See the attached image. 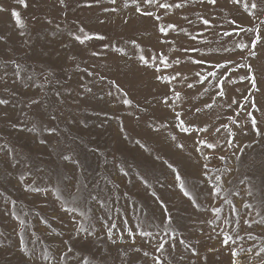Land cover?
<instances>
[{
    "label": "rangeland",
    "instance_id": "rangeland-1",
    "mask_svg": "<svg viewBox=\"0 0 264 264\" xmlns=\"http://www.w3.org/2000/svg\"><path fill=\"white\" fill-rule=\"evenodd\" d=\"M25 4L0 0V264H264V0Z\"/></svg>",
    "mask_w": 264,
    "mask_h": 264
},
{
    "label": "snow or ice",
    "instance_id": "snow-or-ice-1",
    "mask_svg": "<svg viewBox=\"0 0 264 264\" xmlns=\"http://www.w3.org/2000/svg\"><path fill=\"white\" fill-rule=\"evenodd\" d=\"M64 2H65V0H60V3H61V4H64ZM97 2H99V0H97ZM132 2H133V3H136L137 0H132ZM144 2H145V3H148V4H152V3H156L157 0H144ZM210 2H211V3H215V0H210ZM19 3H21V4H25V0H19ZM112 3H115V0H112ZM25 6H26V4H25ZM126 6H127V0H126ZM172 6H173V5H169V4H166V3L160 5V7H163V8H169V7H172ZM175 7H182V5H181V4H176ZM251 7L255 8V7H257V5H256L255 3H252V4H251ZM0 10H2V9H0ZM137 11H140L139 7H137ZM145 14H146V15H152V13H150V12H149V13H145ZM13 15H14V16L16 17V19L19 21V19H20L19 13L14 11V12H13ZM157 19H159V17H157ZM204 23H205V24H208L209 21H208V20H204ZM160 31H165V29H164V28H160ZM77 39H80V37H77ZM81 42H83V41H81ZM253 43H255V42H253ZM241 47H248V46H247V45H241ZM252 54L254 55L255 53H252ZM142 59H143V58H142ZM145 62H147V61H145ZM197 62L200 63V61H197ZM216 66H217V67H223V65H219V64H217ZM17 67H19V65H17ZM197 75L199 76V73H197ZM214 75H216L215 72H211V71H210V72L208 73V76H214ZM156 79L161 80V79H163V77H162V76H157ZM254 83H255V81L253 80V85H254ZM189 87H191V85H189ZM89 91H90V89H89ZM173 94H174V95H177V96L179 97V93L174 92ZM219 94H220V95H223L222 92L219 93ZM0 103H6V101L0 100ZM34 103H35V101H34ZM125 103L131 104L132 101H131V100H126ZM253 123H255V121H253ZM180 127L182 128L183 131H187V128L184 127V123H183V121H181ZM33 131H36V129H33ZM49 131H55V129H49ZM216 131L218 132L219 129H217ZM200 143H201V144H204V143H206V142H205L204 140H201ZM181 147H183V146L181 145ZM207 147H209V148H213V147H215V145L209 143V144H207ZM63 158H64L65 160H72V157H71V156H64ZM221 159H223V157H221ZM73 163H78V161H73ZM205 175H206V173H205ZM23 179H24V177L21 176V180H23ZM145 183H147V181H145ZM180 186H181V188L184 187V184H183V181H182V180H181V184H180ZM29 187H31V186H29ZM33 190H34V191H37V192H40V191H47L46 189L41 190V189H39V188H34ZM184 194L187 195L188 193L185 192ZM153 195L155 196L156 193L154 192ZM157 198H158V197H157ZM160 203H161V205H162V207H163L164 212L167 214V205L164 204L163 201H160ZM75 210H76L75 208H68V209H67V211H70V212H75ZM217 211H219V209H217ZM166 218H167L169 221H171V215H170V214H168ZM111 227H114V225H112ZM111 227L109 228V231H111ZM80 232H87V233H89V234L91 235L90 229L84 227L83 225H79L78 228H77V233L79 234ZM145 234L147 235L148 233H145ZM229 239H230V237L225 238L224 241H223V243L227 244L228 241H229ZM160 247L162 248L163 245H160ZM23 250H24V251H27L26 248L23 249ZM45 258L47 259V257H45Z\"/></svg>",
    "mask_w": 264,
    "mask_h": 264
}]
</instances>
